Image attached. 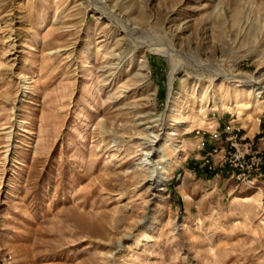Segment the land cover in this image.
I'll list each match as a JSON object with an SVG mask.
<instances>
[{
	"label": "rangeland",
	"instance_id": "obj_1",
	"mask_svg": "<svg viewBox=\"0 0 264 264\" xmlns=\"http://www.w3.org/2000/svg\"><path fill=\"white\" fill-rule=\"evenodd\" d=\"M102 2L133 38L86 0H0V264H264L260 191L194 159L257 149L264 99L209 78L264 85V0ZM146 129L174 135L163 191L142 183Z\"/></svg>",
	"mask_w": 264,
	"mask_h": 264
},
{
	"label": "bare ground",
	"instance_id": "obj_2",
	"mask_svg": "<svg viewBox=\"0 0 264 264\" xmlns=\"http://www.w3.org/2000/svg\"><path fill=\"white\" fill-rule=\"evenodd\" d=\"M86 1L90 2L91 4L90 6L93 8V10L98 12L100 15H103L108 20L110 24V28H111L110 32L111 31L117 32L119 30L120 31L122 30L123 38L125 37L129 39L130 37L133 38V33L136 32L138 28H135V26H130L127 23H123L122 20L113 16L111 11L107 7H105L102 0H86ZM107 34L105 36H107ZM141 44L144 45V42H142ZM144 46L151 53L159 54L160 56L164 57L168 61V63L171 65V74L174 72L175 70V68H173L174 50H171L168 48L162 49L156 46H149L147 44ZM217 78L221 80L220 81L221 84L231 83V84H235L236 86L244 85L246 96L251 97V95H254V98L256 101H260L264 99V85H262L261 79L259 78L244 77L241 75H231L225 71H218L217 74L209 78L210 85H212V83H214L215 79ZM28 80H30L29 77L27 76L24 77V81H28ZM170 90H171V86H170ZM170 99L171 97H169V100ZM241 101L236 99V101L234 100L233 102L237 108H240L242 105ZM170 112L171 114H173V112L175 114L174 110H170ZM174 116L175 117L172 119V122L175 125H180L184 122V120H186V118H183L179 114H176ZM156 126L160 127V126H165V125L159 123ZM145 131H146V134L144 135V138L142 139V142L140 144L141 146H143L144 153H142V156L145 161V163L143 162L144 163L143 168L145 172H143L144 174L142 178V183L148 184V189L150 192L155 191V190L163 191V187L165 183L168 181L167 172H166L167 165L165 166L163 165V163L166 162L167 164H170L172 161V158L168 157L167 152L170 150V148L173 145L174 135L172 134L173 132H171L167 136V140L164 143H162V146L157 147L158 143L161 141L160 135L156 134L154 131H151V130L147 131L146 129ZM139 224L146 226L147 224H149L148 218H145L144 220L140 221ZM141 236L145 238L146 233L143 232ZM134 244L136 246L139 245L136 240Z\"/></svg>",
	"mask_w": 264,
	"mask_h": 264
},
{
	"label": "built area",
	"instance_id": "obj_3",
	"mask_svg": "<svg viewBox=\"0 0 264 264\" xmlns=\"http://www.w3.org/2000/svg\"><path fill=\"white\" fill-rule=\"evenodd\" d=\"M219 135L214 130L209 134V139L218 141ZM242 139L240 138L238 141H236V137L230 139L232 140L230 151L223 152L220 157V165L232 170L238 187L260 191V206L264 210V152L255 149L252 144H242ZM204 145L203 137H201L199 149H202ZM217 151L218 149H214L213 153H217ZM208 162V160L205 161L207 164Z\"/></svg>",
	"mask_w": 264,
	"mask_h": 264
},
{
	"label": "crops",
	"instance_id": "obj_4",
	"mask_svg": "<svg viewBox=\"0 0 264 264\" xmlns=\"http://www.w3.org/2000/svg\"><path fill=\"white\" fill-rule=\"evenodd\" d=\"M262 121H263V126H262V127H260V125H259V124H260V120H259L258 125L255 126V127H253V128H254L253 130H250L251 133H252L250 137L252 138V137H255L256 135H260V134H261V135L256 139L257 141H255L254 145H255V147H256L257 149L262 150V152H264V118H263ZM219 122H221L220 119H219ZM232 122L234 123V122H236V120H233ZM221 123L223 124V122H221ZM216 125L218 126L219 123H217ZM223 125H224V124H223ZM213 130H215V128H214ZM244 131H246V129H244ZM210 132H212V131H210ZM210 132H209V133H210ZM246 135H249V134H246ZM246 135H244V137H246ZM213 146H214V145H213V144H210V142H209V145L207 144V146L204 147L202 150H197V149H196L197 152H198V154L195 155L194 159L199 161V162H198L199 167H203V168H205L204 171L206 172V174L209 175V177H212V178H214V177H218L220 174H223L224 172H226L225 170H227V171L231 172V176H230V178L234 180L233 172H232V170H231L230 168H228V167L216 168L213 172H211V171H208L207 167L203 165V159L205 158V156H206L208 153L211 152ZM217 158H218L217 155H214V156H213V161H214L215 163H216V161H217ZM204 171H203V170H202V172L199 171V174L204 173ZM227 173H228V172H227ZM199 176H200V175H199ZM235 188L238 189V188H240V187L235 186ZM240 189H243V188H240ZM243 190H245V191H252L253 189H243ZM255 195L257 196V194H255ZM255 195H254V196H255ZM252 197H253V196H252ZM260 197H261V196H260ZM241 200H242L243 203H245L246 201L249 200V198H244V199H241Z\"/></svg>",
	"mask_w": 264,
	"mask_h": 264
}]
</instances>
